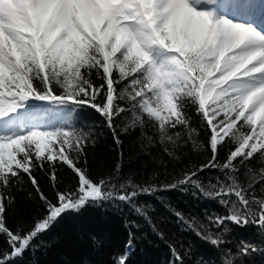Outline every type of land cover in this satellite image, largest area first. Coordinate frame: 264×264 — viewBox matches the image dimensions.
Segmentation results:
<instances>
[{"label": "snow or ice", "instance_id": "6c2138e0", "mask_svg": "<svg viewBox=\"0 0 264 264\" xmlns=\"http://www.w3.org/2000/svg\"><path fill=\"white\" fill-rule=\"evenodd\" d=\"M236 3L0 0V238L7 245L0 249V264H16L34 251L39 237L69 212L124 205L150 223L138 197L177 189H192L225 210L206 213V223L174 212L185 230L218 250L221 264H244L245 257L264 252L247 240L236 242L235 251L225 247L232 244L229 225L253 226L264 242V31L220 11ZM84 108L102 117L118 147L122 133L139 131L149 145L191 144L206 148L210 158L157 187L131 176L119 179L121 150L114 175L94 177L87 148L96 134L79 123L77 110ZM58 167L72 173L71 186H58ZM37 168L49 172L54 198L41 191ZM206 169L220 173L208 188L199 179ZM23 176L44 211L29 226L12 227L9 190ZM134 239L130 231L117 264H127ZM169 250L171 264H185L177 246Z\"/></svg>", "mask_w": 264, "mask_h": 264}, {"label": "trees", "instance_id": "16d2710c", "mask_svg": "<svg viewBox=\"0 0 264 264\" xmlns=\"http://www.w3.org/2000/svg\"><path fill=\"white\" fill-rule=\"evenodd\" d=\"M80 125L87 124L95 132V143L87 148V165L94 177L107 178L114 175L115 164L119 162L120 151H123L124 166L119 179L128 176L137 184L155 185L157 187L173 183L183 178V174L192 166L206 163L210 153L206 148L194 149L191 144L173 146L154 142L149 145L139 131L121 134L122 148L118 147L104 125L103 119L90 108L79 109ZM192 126L198 127L199 121L194 111L189 110ZM147 135H152L150 130ZM201 140L204 136L201 135ZM165 147L168 151H165ZM172 155H169V153ZM226 155L221 151L220 161ZM253 168H258L256 161ZM58 186L66 188L74 183L72 173L65 167L56 169ZM40 189L50 199L54 198V188L49 179V172L37 168L34 172ZM220 175L215 170L206 169L199 179L205 188L209 180ZM243 179V177H241ZM260 186L257 185L259 195ZM13 201L8 208V223L12 227H27L35 217L43 214L42 201L27 176L10 190ZM137 203L146 206L150 223L142 216L132 212L124 205L114 207L109 203L101 206H89L79 212L64 215L49 232L39 237L35 250L26 252L16 264H117L125 254L131 231L135 239L133 249L127 256V264H171L170 245H175L185 256V264H221L218 250L177 220L175 211L185 218L195 217L205 222V214H226L222 206L214 200L204 198L193 190L158 191L155 195H142ZM138 227H130L131 222ZM152 225H155V231ZM232 231L227 239L232 244L225 247L235 251V243L240 240L251 241L264 246L258 230L253 226L239 228L229 225ZM163 233V238L157 234ZM7 245L0 238V249ZM244 264H264V252H254L244 258Z\"/></svg>", "mask_w": 264, "mask_h": 264}, {"label": "bare ground", "instance_id": "6f19581e", "mask_svg": "<svg viewBox=\"0 0 264 264\" xmlns=\"http://www.w3.org/2000/svg\"><path fill=\"white\" fill-rule=\"evenodd\" d=\"M242 11L235 12L233 19L239 20L238 15L254 22L257 25L264 23V0H240L237 3ZM234 7V6H233ZM232 9V8H230ZM222 13H226L225 8H220Z\"/></svg>", "mask_w": 264, "mask_h": 264}, {"label": "rangeland", "instance_id": "374dc122", "mask_svg": "<svg viewBox=\"0 0 264 264\" xmlns=\"http://www.w3.org/2000/svg\"><path fill=\"white\" fill-rule=\"evenodd\" d=\"M238 1H240V0H238ZM232 7H233V6H232ZM245 23H251V24L255 25L259 30L264 31V28L260 27V26H263V27H264V23H262L260 26H258V25L255 24V23H252L251 21H246Z\"/></svg>", "mask_w": 264, "mask_h": 264}]
</instances>
